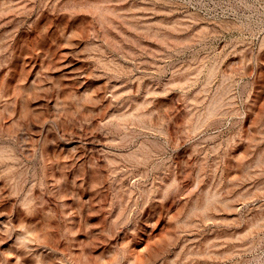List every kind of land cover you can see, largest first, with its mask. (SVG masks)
I'll return each instance as SVG.
<instances>
[{
    "label": "rangeland",
    "instance_id": "rangeland-1",
    "mask_svg": "<svg viewBox=\"0 0 264 264\" xmlns=\"http://www.w3.org/2000/svg\"><path fill=\"white\" fill-rule=\"evenodd\" d=\"M0 264H264V0H0Z\"/></svg>",
    "mask_w": 264,
    "mask_h": 264
},
{
    "label": "bare ground",
    "instance_id": "bare-ground-1",
    "mask_svg": "<svg viewBox=\"0 0 264 264\" xmlns=\"http://www.w3.org/2000/svg\"><path fill=\"white\" fill-rule=\"evenodd\" d=\"M63 64H64V63H63ZM26 230H27V229H26ZM29 230L31 231V229H29ZM30 231H24V233H25V232H28V233H29ZM28 233H27V234H28ZM19 234H20V233H19ZM21 237H22V236H21ZM23 237H24V235H23ZM25 237H27V236H25ZM28 237H29V235H28Z\"/></svg>",
    "mask_w": 264,
    "mask_h": 264
}]
</instances>
